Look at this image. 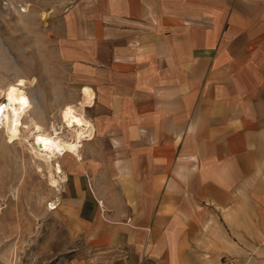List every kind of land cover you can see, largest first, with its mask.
Masks as SVG:
<instances>
[{
	"label": "crops",
	"instance_id": "crops-1",
	"mask_svg": "<svg viewBox=\"0 0 264 264\" xmlns=\"http://www.w3.org/2000/svg\"><path fill=\"white\" fill-rule=\"evenodd\" d=\"M65 7L59 55L95 91L86 118L112 138L97 152L119 171L97 191V243H127L159 264L219 248L213 233L264 249V0Z\"/></svg>",
	"mask_w": 264,
	"mask_h": 264
},
{
	"label": "rangeland",
	"instance_id": "rangeland-1",
	"mask_svg": "<svg viewBox=\"0 0 264 264\" xmlns=\"http://www.w3.org/2000/svg\"><path fill=\"white\" fill-rule=\"evenodd\" d=\"M67 3L0 0V91L19 77L25 79L31 105L23 123L33 120L62 136L72 128L62 126L61 108L77 104L81 89L91 86L82 85L80 75L59 55V23ZM96 105L85 109L88 119L96 116ZM21 133L18 141L0 126V264H159L127 243H97L91 232L103 220L97 191L112 188L119 176L111 165L106 168L112 154L97 152L106 141L112 144L111 137H99L95 128L93 140L82 143L81 162L69 155L59 158L66 178L57 191L49 185L46 162L29 149L32 137L25 129ZM52 202L59 204L55 211L49 210ZM211 236L219 240V248L208 243L194 249L190 264H224L227 259L264 264L262 243L245 249L231 243V235L224 232ZM220 240L234 246L226 248Z\"/></svg>",
	"mask_w": 264,
	"mask_h": 264
},
{
	"label": "bare ground",
	"instance_id": "bare-ground-1",
	"mask_svg": "<svg viewBox=\"0 0 264 264\" xmlns=\"http://www.w3.org/2000/svg\"><path fill=\"white\" fill-rule=\"evenodd\" d=\"M24 9L22 11L25 12ZM32 80L34 83V79ZM26 83L25 79L19 77L14 82L6 84L0 91V96L4 98L2 102L0 101V126L6 129L9 136H15L18 141L22 136L21 131L27 130V137H32L31 140H33L29 148L31 153L46 162L49 185L58 191V184L64 182L66 178L59 158L75 154L79 159L78 152L82 143L94 138L95 128L86 118L85 109L93 107L95 95L91 89L86 88L80 92V100L77 104L67 103L61 108L59 118L62 126L72 128L69 135L62 136L56 128L51 127L50 130H45L40 123L37 124L33 120L31 124L23 123L31 105L25 91ZM58 206V203L52 202L49 204V210L55 211Z\"/></svg>",
	"mask_w": 264,
	"mask_h": 264
},
{
	"label": "built area",
	"instance_id": "built-area-1",
	"mask_svg": "<svg viewBox=\"0 0 264 264\" xmlns=\"http://www.w3.org/2000/svg\"><path fill=\"white\" fill-rule=\"evenodd\" d=\"M224 264H234L232 259H227Z\"/></svg>",
	"mask_w": 264,
	"mask_h": 264
}]
</instances>
